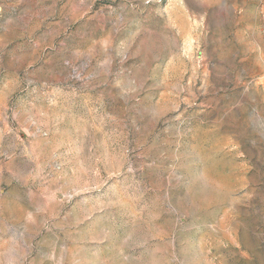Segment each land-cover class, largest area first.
<instances>
[{
  "label": "rangeland",
  "instance_id": "obj_1",
  "mask_svg": "<svg viewBox=\"0 0 264 264\" xmlns=\"http://www.w3.org/2000/svg\"><path fill=\"white\" fill-rule=\"evenodd\" d=\"M0 264H264V0H0Z\"/></svg>",
  "mask_w": 264,
  "mask_h": 264
}]
</instances>
